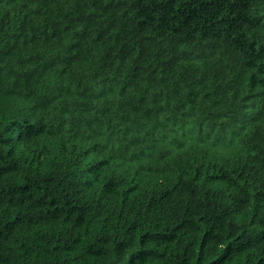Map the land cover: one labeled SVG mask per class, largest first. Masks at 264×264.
<instances>
[{
    "label": "trees",
    "instance_id": "trees-1",
    "mask_svg": "<svg viewBox=\"0 0 264 264\" xmlns=\"http://www.w3.org/2000/svg\"><path fill=\"white\" fill-rule=\"evenodd\" d=\"M0 264H264V0H0Z\"/></svg>",
    "mask_w": 264,
    "mask_h": 264
}]
</instances>
